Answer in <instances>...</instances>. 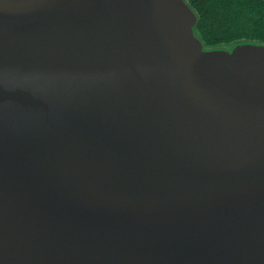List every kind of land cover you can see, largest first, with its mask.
<instances>
[{"label":"water","instance_id":"95a60500","mask_svg":"<svg viewBox=\"0 0 264 264\" xmlns=\"http://www.w3.org/2000/svg\"><path fill=\"white\" fill-rule=\"evenodd\" d=\"M196 21L0 0V264H264V44Z\"/></svg>","mask_w":264,"mask_h":264},{"label":"trees","instance_id":"16d2710c","mask_svg":"<svg viewBox=\"0 0 264 264\" xmlns=\"http://www.w3.org/2000/svg\"><path fill=\"white\" fill-rule=\"evenodd\" d=\"M185 1L197 16L194 30L205 47L264 44V0Z\"/></svg>","mask_w":264,"mask_h":264},{"label":"rangeland","instance_id":"374dc122","mask_svg":"<svg viewBox=\"0 0 264 264\" xmlns=\"http://www.w3.org/2000/svg\"><path fill=\"white\" fill-rule=\"evenodd\" d=\"M201 40V39H200ZM202 42V41H201ZM202 44H203V42H202ZM203 46H204V44H203Z\"/></svg>","mask_w":264,"mask_h":264}]
</instances>
